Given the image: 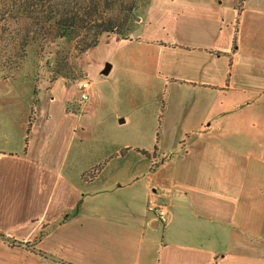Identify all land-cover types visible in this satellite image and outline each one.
<instances>
[{
  "label": "crops",
  "instance_id": "obj_1",
  "mask_svg": "<svg viewBox=\"0 0 264 264\" xmlns=\"http://www.w3.org/2000/svg\"><path fill=\"white\" fill-rule=\"evenodd\" d=\"M183 2L172 25L153 10L142 32L114 39L147 40L150 68L128 52L95 73L125 93L117 132L88 135L78 86L61 80L27 132L9 127L0 264H264V0ZM125 72L153 79L151 102L135 101Z\"/></svg>",
  "mask_w": 264,
  "mask_h": 264
},
{
  "label": "rangeland",
  "instance_id": "obj_2",
  "mask_svg": "<svg viewBox=\"0 0 264 264\" xmlns=\"http://www.w3.org/2000/svg\"><path fill=\"white\" fill-rule=\"evenodd\" d=\"M183 1L118 0L117 6L109 13L118 16L120 21L129 19L123 30V36L113 32L105 33L100 38L99 44L86 52L81 51V46L77 45L76 41L61 38H51L47 44L37 42L30 46L21 67L6 72L10 74L9 78L3 77L4 73L0 72V144L5 142V137H11L12 128L9 127H14L13 129L19 130V132L28 131L29 121L32 122L35 117V106L39 100L48 99L49 96L53 95L59 98V101L61 100L62 95L58 90L50 92L48 95L44 94L59 80L65 81L67 86L74 88L83 78L92 79L93 86L89 101L87 104L82 103L78 97L75 100L77 110H73H84L81 111L84 114L83 122L85 121L83 126L88 135L117 132L113 128L116 123L115 114L118 107L123 110L126 105L124 102L125 93L121 88H117L116 81H99L95 73L100 70V67L104 70L107 64H113L119 55L128 52L135 53L139 57L138 60L132 61V67L136 70L144 71L150 68L153 50L147 48V40L119 43L114 39L124 37V39H130L142 32L149 25V17L153 10H157L156 17L163 15L164 20L172 25L177 19L183 18V15L178 16L176 12V4ZM220 1H224L230 6L239 4V0ZM155 20L158 19L155 18ZM159 34L162 35L161 32ZM171 35L174 34L171 33ZM164 36H166V32ZM11 54L13 52L8 55ZM126 75L129 78L127 84L130 83V85L135 86L137 92L135 101L137 103L151 102L154 97L153 79L143 76L144 74L139 72H125L122 76L125 77ZM103 76L110 78L112 74ZM146 89H151L153 92H148ZM129 91L132 92L133 90L129 89ZM93 92H98V100L93 99ZM149 94L153 97L151 98ZM155 98L158 101H163L161 95ZM85 104L91 106L81 109ZM69 105L68 111L74 103L70 102Z\"/></svg>",
  "mask_w": 264,
  "mask_h": 264
},
{
  "label": "trees",
  "instance_id": "obj_3",
  "mask_svg": "<svg viewBox=\"0 0 264 264\" xmlns=\"http://www.w3.org/2000/svg\"><path fill=\"white\" fill-rule=\"evenodd\" d=\"M118 0H0V72L20 68L34 44L51 38L76 41L86 52L99 44L105 33L123 36L129 19L109 13ZM125 38V37H124ZM13 52V54L8 55ZM8 68V69H7ZM9 70V71H8ZM100 165L83 174L94 177ZM2 236V234H0Z\"/></svg>",
  "mask_w": 264,
  "mask_h": 264
},
{
  "label": "built area",
  "instance_id": "obj_4",
  "mask_svg": "<svg viewBox=\"0 0 264 264\" xmlns=\"http://www.w3.org/2000/svg\"><path fill=\"white\" fill-rule=\"evenodd\" d=\"M77 86L80 92V102L87 103L90 99V91L93 86V80L89 78H83L77 83ZM148 209L163 224H167L169 222L170 208L166 203L159 201L155 194H153L148 201Z\"/></svg>",
  "mask_w": 264,
  "mask_h": 264
},
{
  "label": "water",
  "instance_id": "obj_5",
  "mask_svg": "<svg viewBox=\"0 0 264 264\" xmlns=\"http://www.w3.org/2000/svg\"><path fill=\"white\" fill-rule=\"evenodd\" d=\"M112 65L111 64H107L105 69H104V74H108L110 72V69H111Z\"/></svg>",
  "mask_w": 264,
  "mask_h": 264
}]
</instances>
